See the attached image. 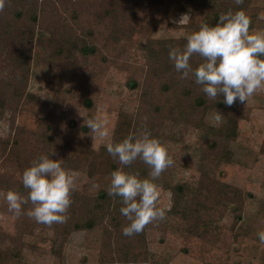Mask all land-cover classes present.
Masks as SVG:
<instances>
[{"label": "trees", "instance_id": "trees-1", "mask_svg": "<svg viewBox=\"0 0 264 264\" xmlns=\"http://www.w3.org/2000/svg\"><path fill=\"white\" fill-rule=\"evenodd\" d=\"M229 2L231 4L227 7L219 9L216 0H6L5 7L0 10V45L5 49L12 67V76L0 79V109L11 111L12 126L8 138L0 137V154L9 168L0 171V190L6 192L8 189H16L26 197L28 190L22 184L23 170L41 153H52V158L60 159L71 173L83 177L79 176L75 181L76 187L71 193L72 202L64 223L49 226L22 214L17 216L14 234L0 229V264H21L22 250L25 246L29 247L26 236L34 228L53 231L61 243L56 254L60 259L63 257V245L69 237L75 232H83L82 248L96 251L95 261L91 264H164L161 258L149 251L148 230L164 228L170 232H182L207 239L217 227L221 207L225 203L239 204L240 208L242 191L239 188L221 183L220 190L216 191L213 183L206 182L211 176L209 157L217 165L232 159L233 152L228 144L236 139L239 120L245 117L247 108L240 107L238 101L230 106L226 105L223 94L216 100L207 97L202 86L195 83L193 74L182 77L176 71L173 62L169 60V49H182L186 44V37L179 40L148 39L146 43L139 45L145 62L136 65L129 61L118 62L106 55L104 45H100L103 41L119 43L124 39L123 31L114 26L115 21L117 23L121 19L131 20L138 31L149 30L150 23L147 22L146 15H140V10L161 4L166 11L175 3L182 9L196 12L190 24L192 32L198 29L202 21L215 24L220 14L237 8H242L249 14V29L264 27V16L261 15L263 8L253 4V0H243L240 5L235 4V0ZM82 13L88 15V20L86 23L82 21L85 24L74 31V36L72 33L76 37L74 41L73 38L70 40L72 36L67 22L78 25ZM197 17L200 20H195ZM97 21V25L108 21L111 24L100 36H96L97 25L94 23ZM37 29L47 34L45 39L51 45L52 55L60 63L52 78L55 93L50 109L40 112L45 128L35 134L36 143L31 147L24 140L27 132L15 125L14 121L19 107L34 100L28 83ZM70 49L74 51L71 50L70 53ZM72 52L75 55H71ZM75 57L80 60L71 67V59ZM202 59L199 54H193L190 64L195 68ZM108 66L122 69L126 73L125 84L132 89L141 90L139 102L133 110L128 111L125 107L119 109L110 141H119L146 126L163 144L167 141L183 142L187 132L193 128L201 133L206 146L200 153L198 179L173 181V165L156 179L161 191L170 193L171 204L165 207L168 209L166 217L149 223L142 232L132 236L122 234V226L128 221L120 213L121 199L110 197L106 191L110 173L120 166L119 161L106 151V144L93 147L94 133L86 127L88 117L95 115V101L89 95L81 100L77 99L69 88L75 79L80 80L85 74H92L93 80L103 81ZM158 79L163 80V90L170 91V96L153 97L155 81ZM69 98L79 102L83 111L81 117H69L66 110ZM210 109L219 112L220 121L217 126L206 122V114ZM217 138L225 139L226 143L220 157L208 153V149L215 148ZM125 167L128 171H138L141 177L147 176L150 170L140 159ZM211 194L215 195L214 200L207 199ZM159 206L164 207L160 203ZM31 207V202L23 206L25 212ZM260 209L263 214L258 210L261 215L258 231L264 230V202ZM237 217L241 219L242 215ZM256 264H264V243L260 260Z\"/></svg>", "mask_w": 264, "mask_h": 264}, {"label": "rangeland", "instance_id": "rangeland-1", "mask_svg": "<svg viewBox=\"0 0 264 264\" xmlns=\"http://www.w3.org/2000/svg\"><path fill=\"white\" fill-rule=\"evenodd\" d=\"M218 7L225 8L229 0H216ZM253 4L261 6V15L264 16V0H253ZM150 5V4H149ZM161 5L142 8L140 15L145 16L149 30L138 31L131 20L121 19L116 23L117 28L123 31V40L119 43L103 41V51L106 55L119 61H129L131 64H143L145 58L143 50L139 45L146 43L148 39H183L192 33L190 24L196 12L190 9H182L173 3L167 11ZM26 8H28L26 6ZM151 12L147 15V13ZM183 14L187 16V22L178 23ZM88 15L82 13L78 25L67 22L70 35L78 27L85 24ZM195 20H200L199 17ZM84 21V22H82ZM98 21L94 24L97 25ZM92 24V23H91ZM111 26L108 21L105 24L96 26V36H100L106 28ZM252 30H264V27L250 28ZM72 31V32H71ZM76 34H79L76 32ZM70 37V40L76 37ZM47 34L41 29H37L32 46V65L28 83V89L33 93L34 100L22 104L15 115V125L22 127L27 134L24 140L28 146L33 147L36 143L35 134L44 128V121L41 119V111L50 109L51 100L55 93L52 82L53 76L60 63L58 58L52 55L51 45L47 42ZM74 46V45H73ZM74 51V49H70ZM71 55H75L72 54ZM80 58L71 59L70 66L73 67ZM12 76V67L7 59L5 49L0 45V79H9ZM92 74L82 75L80 80L71 83V91L77 99H82L89 95L95 101V115L106 117L108 136L101 137L94 134L93 147L107 144L112 137L114 126L117 122L118 111L125 107L128 111L133 110L139 102L141 90L132 89L125 84L126 73L116 66L106 67V73L101 79H92ZM163 80L155 81L153 97H167L170 91H164ZM74 85V86H73ZM79 103V102H78ZM73 99H67L66 110L70 118H79L83 111L79 104ZM240 107L247 108L245 117L239 120V130L234 141L228 144L233 152L229 162L217 165L212 158L208 159V167L211 176L206 183H213L216 191L220 190L221 183L229 184L242 191V205L225 203L221 207L219 223L210 237L202 239L182 232H170L161 228L152 229L147 232L149 251L161 258L164 264H256L260 260V251L263 243L257 237L259 222L263 214L260 209L264 202V89H261L249 98L248 102H239ZM219 115L214 109H210L206 114V122L217 126L215 117ZM220 116V115H219ZM12 126L11 111L0 109V137L8 138ZM13 132V131H12ZM201 133L191 128L183 142L167 141L169 155L174 163L172 170L173 181L196 180L200 177L198 166L200 163V153L206 146ZM214 149H208L211 156L220 157L224 153L225 139L217 138ZM8 165L4 163L0 154V171L7 170ZM83 175H75V181ZM5 192L0 190V193ZM159 203L164 207L171 204L170 193L161 191L159 188ZM249 193L252 196H247ZM214 194L207 199L214 200ZM206 197V196H204ZM206 199V202H208ZM259 210V211H258ZM242 215L240 219L237 217ZM17 216L8 210L7 202L0 195V229L7 233H15V223ZM83 232L73 233L68 241L63 245L62 258L60 259L58 249L61 246L53 231L48 228L30 229L26 240L29 247L22 250L21 264H91L95 261L96 251L82 248L81 241ZM55 250V251H54ZM87 258V259H85Z\"/></svg>", "mask_w": 264, "mask_h": 264}, {"label": "clouds", "instance_id": "clouds-1", "mask_svg": "<svg viewBox=\"0 0 264 264\" xmlns=\"http://www.w3.org/2000/svg\"><path fill=\"white\" fill-rule=\"evenodd\" d=\"M5 3L6 0H0V10ZM242 3L243 0H235L237 5ZM180 22H187L186 14ZM250 24L246 10L229 9L219 15L215 24L202 21L197 30L186 36L182 49L170 47L169 60L182 77L193 74L195 83L202 86L207 97L216 100L223 94V102L229 106L236 101L247 103L254 93L264 89V30L250 31ZM193 54L203 58L195 68L190 64ZM215 119L218 122L220 116ZM86 127L91 133L108 136L106 117L92 115ZM105 147L120 164L110 173L106 191L110 197L121 199L120 213L128 221L122 226V234H138L149 223L163 220L168 209L159 206L160 192L155 181L174 163L167 146L143 126L119 141H109ZM51 154H39L23 170L26 197L16 189L0 193L10 212L16 216L26 214L37 223L49 226L66 221L71 193L76 187L75 175ZM137 159L149 166L147 176L126 170L125 166ZM29 202L32 207L25 212L23 206ZM257 237L264 243V230L258 231Z\"/></svg>", "mask_w": 264, "mask_h": 264}]
</instances>
